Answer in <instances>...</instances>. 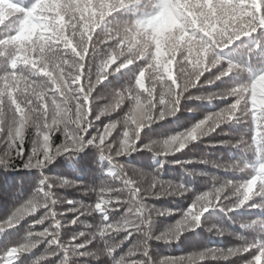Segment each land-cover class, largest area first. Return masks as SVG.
Segmentation results:
<instances>
[{"label": "snow or ice", "instance_id": "obj_1", "mask_svg": "<svg viewBox=\"0 0 264 264\" xmlns=\"http://www.w3.org/2000/svg\"><path fill=\"white\" fill-rule=\"evenodd\" d=\"M121 9L132 10V18L106 26L104 38L98 40L102 23ZM258 32L262 38L250 51L255 62L264 65V0H35L29 7L17 0H0V170L39 171L31 190L14 201L0 220V233H6L33 218L21 240L5 239L0 264H16L41 244L46 246L44 254L27 264H207L231 262L232 257L240 264H264V239L237 235L236 246L205 247L174 256L154 253L149 245L153 239L175 242L201 227V217L209 209L225 214L242 207L264 210V67L253 73L246 64L223 63L217 54ZM101 45L106 46L103 52L98 51ZM132 64L136 65L134 82L110 90L109 102L97 109L96 101L101 99L95 93L97 86ZM230 74V86L189 94ZM242 74L247 78L240 80ZM183 99L227 103L177 134L141 137L145 127L180 111ZM118 111L123 113L121 119L108 123L101 119ZM229 122L251 127L252 134L241 133L219 145L243 153L255 149L258 162L250 165L243 157L225 163L203 158L196 162L226 172L248 170V178L220 183L211 176L207 191L195 195L174 223L153 233L150 225L155 218L172 210L154 207L147 200L183 196L191 189L161 179L159 167L143 187L120 158L141 151L168 157ZM32 129L29 151L25 141ZM58 133L63 142L56 144L53 138ZM219 134L227 135L222 130ZM97 156L100 168L94 167ZM58 157L77 174L94 168L100 183L92 180L90 186L76 178L57 183L44 170ZM165 162L162 159L161 165ZM171 163L183 168L193 161ZM57 187L93 192L95 203L59 197ZM59 204L66 206L63 212L57 211ZM69 213L68 223L83 225L84 230L73 231L65 241L61 217ZM96 213L99 222L88 223ZM239 224L264 230V218ZM36 225L47 226L35 231ZM213 227L215 235H224L223 225ZM48 257L59 259L54 262Z\"/></svg>", "mask_w": 264, "mask_h": 264}, {"label": "trees", "instance_id": "obj_2", "mask_svg": "<svg viewBox=\"0 0 264 264\" xmlns=\"http://www.w3.org/2000/svg\"><path fill=\"white\" fill-rule=\"evenodd\" d=\"M17 2L23 7H29L35 2V0H17ZM130 18H132V10L130 9H121L119 12L113 14V16L108 17L98 29L99 35L97 39L102 40L104 38L103 31L106 26L114 27L116 24ZM261 38L262 37L259 32L253 33L247 38H241L238 41H234L232 45L220 50L217 54L221 57L223 63L226 64L227 62H235L246 64L251 71L255 73L259 71L261 67H264V65L257 64L255 62V58L252 56L250 49L255 46L256 40ZM105 50V45H101L98 49L100 52ZM243 53L247 54L242 55ZM135 70V64L129 65L120 69V71L109 75L102 84L98 85L95 93L97 96L101 97V99L96 101V108H102L104 104L109 102L108 94L110 90H120L122 86H129L130 83H133ZM246 78L247 74H242L239 77L240 80H244ZM232 83L233 74H230L229 76L222 78L220 81H216V83L212 86L191 89L189 94L195 96L207 94L209 91H219L220 89L232 85ZM226 103L227 101L221 99L213 100L211 102L197 101L195 99H183L181 101L180 111L172 117H166L163 120H159L158 122L145 127L141 132V137L159 139L177 134L182 130L190 128L206 114L218 111L220 108L225 107ZM122 108L126 111L127 105L122 106ZM188 109H191L192 111H188ZM122 117L123 113L118 111L117 113H112L110 116L102 117L101 119L104 123H108L111 120H118ZM119 127L120 126L118 125V129ZM221 130L227 135L219 134ZM252 131L253 129L247 125L229 122L221 125L216 132L192 142L181 152L168 157H154L150 152L141 151L131 153L126 157V159L120 158L121 162L127 165L129 175L140 181L143 187H147L151 183V174L159 167L161 179L165 181H172L173 183H183L191 189L190 192L184 193L183 196L161 197L156 199L149 198L147 200L149 205H153L154 207L161 209L166 208L172 210V214L168 216H159L155 218L150 225L153 233L159 234L167 225L174 223L179 218L181 210L188 207L195 195H198L203 191H207L213 183V181H211V176H216L220 183H223L225 180L236 181L248 178V170L245 172H226L222 169L212 167L211 164H201L196 161L203 158L211 161H217L219 163H225L243 157L250 165H254L259 160V154L255 151V149L247 153H243L238 149L219 145L221 140L231 139L241 133L248 137L252 134ZM33 134L34 129L30 130L26 138V150L30 151L31 149ZM113 135H116V133L114 132ZM53 139L56 144L63 142V137L59 133ZM81 155H83V153ZM162 159L166 162L161 165ZM174 160H192L193 163L185 164L184 167L181 168L179 164L171 163V161ZM18 167L20 166L18 165ZM94 167H101L98 161V156L97 164ZM103 172L107 173L106 166L103 168ZM189 172L192 174L189 175ZM44 174L55 179L57 183L60 179L76 178L83 180V183H88L90 186L92 180H95V176L98 175V173H95L94 168L87 174H77L73 168L68 166L67 161L62 157H58L55 161H53V163L44 170ZM141 174H143V176H141ZM13 177H15V181H13ZM35 179H39V171L35 169L29 171L21 168L17 171L8 173H4L3 170H0V220L5 217L7 210L12 207L14 201L22 199L23 196L31 190V185L35 182ZM13 183L14 186H12ZM95 183L98 185L100 180L96 179ZM55 191L59 197L81 200L85 204H94L96 199L95 193L88 192L85 194L83 188L77 189L57 187ZM65 207L66 206L64 204H59L57 205V211L63 212ZM39 211L40 210H38V212ZM71 218V213H69L66 217H61L62 223L65 225L62 229V238L65 241L70 239L73 231L84 230L83 225L73 226L69 224L68 221ZM257 218H264V210L242 207L241 209L225 214L219 209H209L201 217V227L195 229L194 231L185 232L179 240L175 242H162L153 239L149 241V245L154 253L173 256L186 255L193 250H202L205 247L227 249L228 247L236 246L239 243L236 238L237 235L243 236L247 239H264V230H259L256 226L246 229L242 228L239 224L240 221H251L252 219ZM32 219V217H28L16 228L8 230L6 233H0V251L4 250L3 245L6 238L12 242H18L21 240L26 234L28 225L32 223ZM99 219L100 214L96 213L95 219L90 217L87 219V222L98 223ZM220 225H223L226 228V231L224 235H215V228L213 226L219 227ZM44 226L36 225L34 230L40 231ZM209 228H213V231L209 232ZM45 247L46 246L43 244L38 245L32 253L20 257V259L16 261V264H21V262L27 264L28 260L35 259L37 256L43 255ZM125 251H127L126 248ZM58 259L59 257H48V260H52L54 262L58 261ZM230 259L232 260L231 262L209 261L207 264H240L238 258L232 257ZM42 264H47V261L42 262Z\"/></svg>", "mask_w": 264, "mask_h": 264}, {"label": "clouds", "instance_id": "obj_3", "mask_svg": "<svg viewBox=\"0 0 264 264\" xmlns=\"http://www.w3.org/2000/svg\"><path fill=\"white\" fill-rule=\"evenodd\" d=\"M169 238H171V237H169Z\"/></svg>", "mask_w": 264, "mask_h": 264}]
</instances>
